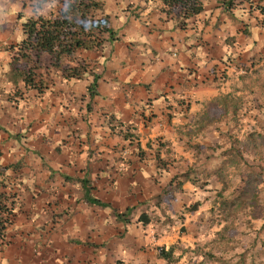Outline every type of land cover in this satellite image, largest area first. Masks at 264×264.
<instances>
[{
    "label": "crops",
    "instance_id": "crops-1",
    "mask_svg": "<svg viewBox=\"0 0 264 264\" xmlns=\"http://www.w3.org/2000/svg\"><path fill=\"white\" fill-rule=\"evenodd\" d=\"M210 1L217 10L214 20L226 17L227 10L215 0L204 1L205 11ZM138 2L141 27L132 23L121 28L111 20L117 40L105 41L98 52H79L100 76L92 97L91 75L65 79L50 69L42 78L41 92L22 80L15 82L12 57L24 35L12 42L6 27L0 30L4 51L0 52V181L4 180L7 192L13 188L18 200L11 206L13 219L0 248V264H166L158 257V248L173 243L175 235L169 236L183 224L174 227L163 220L159 233L153 220L137 217L126 225L110 208L121 213L133 206L131 195L147 181L152 196H159L174 177L167 188L179 197L214 193L210 186L200 185L209 172L198 148L205 144L213 124H230V111L221 97L236 98L244 92L240 88L209 94L200 89L177 90L179 84L174 86L171 79L187 80L188 67L201 65L196 55L202 50L199 42L185 43L178 37L191 22L205 17V11L189 24L185 21L182 28L178 18L157 8L160 3ZM226 25L227 18L217 28L224 31ZM186 52L194 55L192 62ZM195 77L198 74L193 73ZM16 87L20 93L11 98ZM205 95L210 103L222 106L219 109L227 114L224 121L206 119L212 116V107L203 104ZM125 126L135 135V145L121 138ZM155 140L163 143L158 149ZM148 142L153 148L142 157L138 146L144 148ZM237 153L231 149L223 155ZM156 154L169 162L165 168L159 169ZM86 191L109 207L89 204ZM190 203L194 202L180 204L179 200L177 211ZM170 205L171 201L164 202L162 209L170 210Z\"/></svg>",
    "mask_w": 264,
    "mask_h": 264
},
{
    "label": "rangeland",
    "instance_id": "rangeland-1",
    "mask_svg": "<svg viewBox=\"0 0 264 264\" xmlns=\"http://www.w3.org/2000/svg\"><path fill=\"white\" fill-rule=\"evenodd\" d=\"M38 1L0 0V30L3 31L6 27L5 31L11 35L10 41L17 42L23 36L21 22L25 21V18L33 17L35 11L47 15L52 5L55 9L60 2L46 0L38 7L36 5ZM101 1L114 26L123 28L135 23V27H141L142 22L139 20L141 12L137 11L141 6L138 0ZM215 1L224 9L222 2L227 0ZM205 6V17L197 18L190 24L191 18L187 19L189 27L184 30V35L178 37L179 41L182 39L185 43L196 41L202 45V50L196 55L201 65L188 67L187 80L183 81V78L178 77L172 78L171 82L174 86L179 84L177 90L200 89L206 94L216 89L225 91L229 89L230 92H234L240 88L244 92L242 96L236 98H234L236 95L221 97L230 111V119H227L230 124L217 126L213 124L206 136L205 144L201 145V149L198 148V154L202 155L206 163V171L215 170L212 178H208L210 180L208 186L214 193L202 191L200 194L190 193L179 197L167 188L171 185L170 182L164 187L167 191H162L159 196H152L153 191L147 181L137 185L131 198L128 196L133 206L130 207L132 208L130 216L126 217L135 220L143 215L145 221L152 223L153 220L155 230L159 233L163 220L174 227L183 224L169 236L174 238L175 235L178 240L174 238L173 243L170 240L162 247L165 250H172L174 258L177 259L174 264H264V14L259 9H264V0L250 2L236 0L231 8L233 13L232 10L227 12L224 9L226 17L215 20L217 10L213 7L214 2L210 1ZM157 8L163 11L162 4H158ZM216 8H219L218 5ZM10 15L14 17L11 19ZM175 16L172 15L177 19ZM226 18L228 25L221 31L217 27L222 25ZM179 20L180 26L184 28L187 20ZM1 45L0 52L3 53ZM185 54L188 56L187 61L194 59L192 53ZM77 58L78 61L84 62L79 56ZM93 67L95 66L90 64V68ZM9 73L11 74L10 70ZM40 73L42 78H45L48 72L44 70ZM138 73L143 76V73ZM193 73L194 76L198 74V77L193 79ZM124 77L125 75L122 76ZM20 80L15 73L14 81ZM19 93L20 89L16 87L11 98L18 97ZM5 94L10 97L9 93ZM208 97L209 95H205L202 98L203 104L209 102L207 106L212 107V116L206 119L224 121L227 114H223V110L219 109L222 106L217 101V106L210 103ZM114 123L118 127L121 125L119 122ZM120 135L129 145H135L136 137L130 126H125ZM162 144L161 140L153 142L156 149ZM151 148L153 147L150 146V142L146 143L144 148L138 146L142 157ZM232 148L239 152L236 156L223 155ZM159 164L165 168L169 162ZM11 170L16 171L17 166ZM10 192L15 196L14 199H17V193L13 192V188ZM179 200L180 204L194 203H190L189 206L185 204L183 209L177 211ZM201 200L204 201V205L200 203ZM168 201H171L170 210H163V203ZM196 202L200 203L198 209L194 212L187 211L186 206L191 207ZM124 219L122 222L128 223L127 218Z\"/></svg>",
    "mask_w": 264,
    "mask_h": 264
},
{
    "label": "trees",
    "instance_id": "trees-1",
    "mask_svg": "<svg viewBox=\"0 0 264 264\" xmlns=\"http://www.w3.org/2000/svg\"><path fill=\"white\" fill-rule=\"evenodd\" d=\"M45 1L39 0L36 5L41 7ZM150 1L162 4L164 13L169 16L176 15L177 17H175L182 21L203 12L204 0H146V2ZM235 1L222 2L224 9L230 12ZM245 1L250 2L251 0ZM52 6L47 15L35 11L33 17L25 18L22 23L24 38L16 45V51L12 57V67L27 87L37 91L44 88V81L40 73L42 70L47 72L51 69L65 79L79 80L86 75H91L94 79L88 87V91L92 97L100 76L93 72L90 64L78 61L77 57L80 51L98 52L103 49L105 41L114 42L117 40V33L112 26L110 17L105 13L101 0H60L55 9ZM259 9L264 14V9ZM104 34L107 38L103 36ZM232 149L236 153L237 150ZM158 162L163 163L164 161L157 158L158 167L163 168ZM210 175L213 176V173L209 172L202 180L200 179L202 187L208 185ZM175 179L176 177L171 180V183ZM82 183L85 186L88 182ZM3 184L4 180L0 181V186L2 185L0 187V248L5 243L6 230L12 223L11 206L18 201L14 199V195L10 194L11 192L5 190L6 186ZM178 185L180 186V183ZM85 200L89 204L102 208L109 207L93 198L87 191ZM199 206L200 203L196 202L186 209L189 212H194ZM110 209L116 219L122 221L125 220V217L126 221H129L128 217L132 208H128L122 213L113 208ZM142 217L143 215L139 219ZM158 257L163 259L166 264H174L177 261L172 250L164 248H158Z\"/></svg>",
    "mask_w": 264,
    "mask_h": 264
}]
</instances>
